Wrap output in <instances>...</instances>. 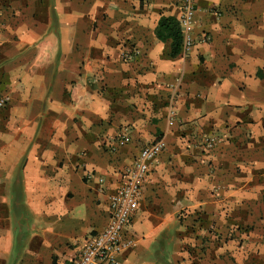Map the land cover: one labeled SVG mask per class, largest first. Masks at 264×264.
Segmentation results:
<instances>
[{"label": "crops", "instance_id": "0c3cea01", "mask_svg": "<svg viewBox=\"0 0 264 264\" xmlns=\"http://www.w3.org/2000/svg\"><path fill=\"white\" fill-rule=\"evenodd\" d=\"M196 4L174 56L179 0H0V264H72L159 139L120 264H264V0Z\"/></svg>", "mask_w": 264, "mask_h": 264}, {"label": "built area", "instance_id": "2783aa9c", "mask_svg": "<svg viewBox=\"0 0 264 264\" xmlns=\"http://www.w3.org/2000/svg\"><path fill=\"white\" fill-rule=\"evenodd\" d=\"M197 0H179L181 7L180 27L182 29L183 47L189 51L195 44L192 30L196 22ZM208 37L202 39L207 42ZM137 49H125L121 53V58L130 62L139 55ZM8 97L0 98V109L4 108L8 102ZM120 143L125 144L130 141L129 137L122 135L119 137ZM218 143L215 138L206 140L208 147H213ZM166 144L163 139L145 146L134 166L125 176V181L117 191L109 197L110 218L106 227L95 235L90 236L84 245L80 255L72 264H120V254L133 246V241L125 239L123 234L135 216L142 186L146 180L151 164L165 149ZM102 183L103 180H100Z\"/></svg>", "mask_w": 264, "mask_h": 264}, {"label": "trees", "instance_id": "16d2710c", "mask_svg": "<svg viewBox=\"0 0 264 264\" xmlns=\"http://www.w3.org/2000/svg\"><path fill=\"white\" fill-rule=\"evenodd\" d=\"M158 37L170 38L173 40V55L180 53L182 45V33L179 23L174 18H162L157 31Z\"/></svg>", "mask_w": 264, "mask_h": 264}]
</instances>
